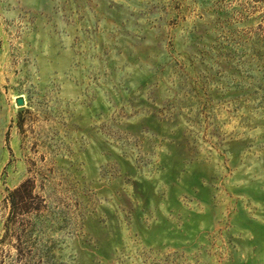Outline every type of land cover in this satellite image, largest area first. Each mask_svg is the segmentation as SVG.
<instances>
[{
    "label": "rangeland",
    "instance_id": "1",
    "mask_svg": "<svg viewBox=\"0 0 264 264\" xmlns=\"http://www.w3.org/2000/svg\"><path fill=\"white\" fill-rule=\"evenodd\" d=\"M0 264H264V0H0Z\"/></svg>",
    "mask_w": 264,
    "mask_h": 264
},
{
    "label": "water",
    "instance_id": "2",
    "mask_svg": "<svg viewBox=\"0 0 264 264\" xmlns=\"http://www.w3.org/2000/svg\"><path fill=\"white\" fill-rule=\"evenodd\" d=\"M17 103H18L19 106H21V108H23V106H24V98L23 97L17 98Z\"/></svg>",
    "mask_w": 264,
    "mask_h": 264
}]
</instances>
